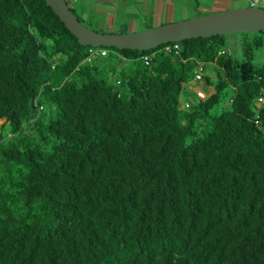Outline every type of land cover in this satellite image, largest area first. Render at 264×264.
Wrapping results in <instances>:
<instances>
[{
  "label": "trees",
  "instance_id": "1",
  "mask_svg": "<svg viewBox=\"0 0 264 264\" xmlns=\"http://www.w3.org/2000/svg\"><path fill=\"white\" fill-rule=\"evenodd\" d=\"M237 34L93 48L0 0V264H264V32Z\"/></svg>",
  "mask_w": 264,
  "mask_h": 264
},
{
  "label": "water",
  "instance_id": "2",
  "mask_svg": "<svg viewBox=\"0 0 264 264\" xmlns=\"http://www.w3.org/2000/svg\"><path fill=\"white\" fill-rule=\"evenodd\" d=\"M81 45L147 51L190 39L241 32H264V9L235 8L128 34H103L86 27L65 0H45Z\"/></svg>",
  "mask_w": 264,
  "mask_h": 264
},
{
  "label": "rangeland",
  "instance_id": "3",
  "mask_svg": "<svg viewBox=\"0 0 264 264\" xmlns=\"http://www.w3.org/2000/svg\"><path fill=\"white\" fill-rule=\"evenodd\" d=\"M68 4L74 9L75 14L81 18L82 22L84 23V25L86 27H88L91 30H95L96 32H107V34H122V32H124L123 34H128V33H132L133 30L135 32H140L143 30H146L147 27L149 28H153V22L151 20H146L143 24H141L140 26H137L134 29H128V28H124L126 21H122L123 16H124V9L121 11L117 12V9H115V11L113 10L112 14H110L109 16H111V20H109V18H107L108 14L106 13V17H102L101 15H99L100 13H90L91 10L93 11V9H91L94 5L92 4L93 0H89V5H80V1L79 0H75L77 3L75 4H71L70 0H67ZM130 1V0H127ZM231 2V5L233 6L232 9L234 8H243V7H248V3L245 0H228ZM173 2L176 4V6H178V10L174 11V15L176 14H180L182 11V15L181 17H176L174 20V15L172 17V11L171 9H167V16L166 18L163 19V22H180V21H185V20H189L192 18L196 17V10H191L189 11V13H187V9L185 8L183 3V0H173ZM187 3H189V1H186ZM219 2V1H217ZM95 3V2H94ZM192 4V3H191ZM86 6V7H85ZM198 6L199 8V13L201 14L200 16H204V15H209V14H213V13H217V12H222V11H226L225 8L219 6L218 4H216V0H198ZM135 8V7H134ZM186 9V10H185ZM100 12V11H98ZM180 12V13H178ZM128 12L126 11V14ZM145 13V12H144ZM143 14V13H142ZM144 15V14H143ZM140 16V15H139ZM98 20L100 21V25ZM171 24V23H169ZM128 25V24H127ZM144 25V26H143ZM224 37H226L227 43L229 45L228 47V51L232 54L233 57H239L240 56V49H239V39H238V34L237 33H233V34H226ZM253 63L255 66H261L264 64V48L261 49V51L257 52L254 56L253 59ZM122 68V66L120 65V67L117 68L115 77H111L109 79V82L112 84H115V78H120V69ZM198 88H202L203 90L205 89V83H194L191 81V83L189 85H187L185 91L183 92V95L181 97L182 99V103L188 102V103H193L194 100H196L192 89H198ZM210 90V89H209ZM212 90V89H211ZM224 108H226L225 102L223 101V99L221 98V101L219 103V105L216 107L215 111L216 112H221Z\"/></svg>",
  "mask_w": 264,
  "mask_h": 264
},
{
  "label": "crops",
  "instance_id": "4",
  "mask_svg": "<svg viewBox=\"0 0 264 264\" xmlns=\"http://www.w3.org/2000/svg\"><path fill=\"white\" fill-rule=\"evenodd\" d=\"M70 1H71V4L77 3L75 0H70ZM79 1H80L79 3L80 5H84V4L89 5V0H79ZM186 1H189V3H187ZM183 3H185L184 6L187 9L186 11L187 13H189V11L191 10H194V2L192 0H183ZM92 4L94 5L91 8L93 9V11L91 10L90 13L93 12L94 15L95 13L96 14L100 13L99 15H101L102 17H106L105 15L107 13L108 14L107 18H109V20L112 19L111 16L109 15L112 14L113 10L115 11V9H117V12H118L124 9L123 10L124 16H123L122 21H126L124 28H128V29H134L137 26H140L141 24H143L146 20H151L153 22L154 27L172 23V22H166V23L163 22V19L166 18L167 16V9H171L172 17L174 15L173 14L174 11L178 10V6H176L173 0H130V1H127V0H93ZM216 4L225 8L226 10L232 9L234 6V5L232 6L231 2L228 0H216ZM199 8L200 7H198V10ZM126 11L128 12L127 14H126ZM182 12L181 13L178 12L180 14L174 15V20H176L175 19L176 17L178 18L181 17V15L183 14ZM97 23H99V26H101L99 20ZM134 32L135 31L133 30L132 33ZM103 33L107 34V32H103ZM123 33L124 32H122V34Z\"/></svg>",
  "mask_w": 264,
  "mask_h": 264
},
{
  "label": "built area",
  "instance_id": "5",
  "mask_svg": "<svg viewBox=\"0 0 264 264\" xmlns=\"http://www.w3.org/2000/svg\"><path fill=\"white\" fill-rule=\"evenodd\" d=\"M249 5L251 7H254V8H263L264 9V0H246ZM165 50L166 51H169V50H173V51H176L177 50V45H172L171 47H165ZM106 51L105 50H100L99 54L100 56H105L106 55ZM95 55H98V53L96 51H93V50H90L89 52V55L86 59L87 62H91V60L94 58ZM144 60H147V57H144ZM203 73H204V65L203 64H198L197 68L195 69L194 71V76H193V79L191 80L192 82L194 83H200L201 81H203ZM196 90V95L201 98V99H204L206 97V93L203 91V89L201 88H198V89H195ZM259 102L262 101V97H260L258 99ZM185 107L186 109H189V103H185Z\"/></svg>",
  "mask_w": 264,
  "mask_h": 264
},
{
  "label": "clouds",
  "instance_id": "6",
  "mask_svg": "<svg viewBox=\"0 0 264 264\" xmlns=\"http://www.w3.org/2000/svg\"><path fill=\"white\" fill-rule=\"evenodd\" d=\"M248 7H250V8H254V7H251L250 5H248ZM259 9H263V8H259ZM87 62V61H86ZM205 91V90H204ZM206 93V92H205Z\"/></svg>",
  "mask_w": 264,
  "mask_h": 264
}]
</instances>
